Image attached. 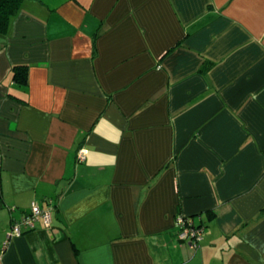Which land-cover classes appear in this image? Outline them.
Segmentation results:
<instances>
[{
    "label": "crops",
    "instance_id": "0c3cea01",
    "mask_svg": "<svg viewBox=\"0 0 264 264\" xmlns=\"http://www.w3.org/2000/svg\"><path fill=\"white\" fill-rule=\"evenodd\" d=\"M0 264H264V0H24L0 34Z\"/></svg>",
    "mask_w": 264,
    "mask_h": 264
},
{
    "label": "built area",
    "instance_id": "2783aa9c",
    "mask_svg": "<svg viewBox=\"0 0 264 264\" xmlns=\"http://www.w3.org/2000/svg\"><path fill=\"white\" fill-rule=\"evenodd\" d=\"M87 157V149L80 148L78 151V161H84ZM47 207H42L37 201L31 204V211L21 218H12L10 230L7 233V240L22 236L24 233L33 230L37 223L42 220L46 227H50L52 221V212L54 205L51 200ZM194 222L190 217L178 215L177 226L179 228V237L188 242L192 248H197L202 239L203 227H194Z\"/></svg>",
    "mask_w": 264,
    "mask_h": 264
},
{
    "label": "trees",
    "instance_id": "16d2710c",
    "mask_svg": "<svg viewBox=\"0 0 264 264\" xmlns=\"http://www.w3.org/2000/svg\"><path fill=\"white\" fill-rule=\"evenodd\" d=\"M24 0H0V34L9 31L12 19L18 14ZM13 78L19 84L25 85L28 80L27 66L18 64L13 67ZM202 227L201 225H193Z\"/></svg>",
    "mask_w": 264,
    "mask_h": 264
}]
</instances>
